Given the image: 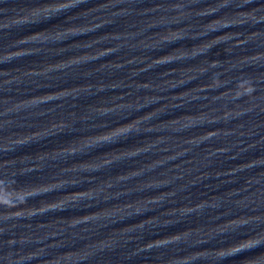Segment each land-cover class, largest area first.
<instances>
[{"label": "water", "instance_id": "1", "mask_svg": "<svg viewBox=\"0 0 264 264\" xmlns=\"http://www.w3.org/2000/svg\"><path fill=\"white\" fill-rule=\"evenodd\" d=\"M0 264H264V0H0Z\"/></svg>", "mask_w": 264, "mask_h": 264}]
</instances>
